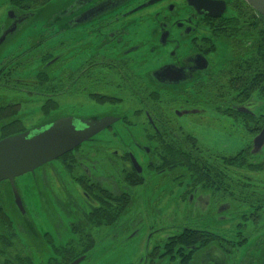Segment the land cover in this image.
Returning a JSON list of instances; mask_svg holds the SVG:
<instances>
[{
	"label": "flooded vegetation",
	"instance_id": "flooded-vegetation-1",
	"mask_svg": "<svg viewBox=\"0 0 264 264\" xmlns=\"http://www.w3.org/2000/svg\"><path fill=\"white\" fill-rule=\"evenodd\" d=\"M149 1L76 0L2 54L39 11L9 3L0 22V141L59 119L80 130L106 122L71 151L0 181V264H264L259 16L243 0L140 8ZM189 55L196 71L185 79L172 66ZM199 127L248 141L225 154L206 133L203 142L190 133ZM25 176L37 204L25 202ZM146 186L151 197L176 198L172 213L157 197L149 203L151 224L129 213ZM162 211L176 221L163 223ZM135 238L142 257L107 255ZM98 247L106 255L91 256Z\"/></svg>",
	"mask_w": 264,
	"mask_h": 264
},
{
	"label": "rangeland",
	"instance_id": "rangeland-1",
	"mask_svg": "<svg viewBox=\"0 0 264 264\" xmlns=\"http://www.w3.org/2000/svg\"><path fill=\"white\" fill-rule=\"evenodd\" d=\"M76 0H50L47 5L42 6L39 11L37 12V16L32 19V22L27 25L26 28H24L18 35L14 37V40L10 43H8L5 47L2 49V54L8 53L10 50L17 48L18 45L25 42V37L30 34V32L34 31L35 28H40L45 21H48L50 18L59 15L61 11L64 9H68V7H73L75 5ZM10 0H0V22L4 21V16L7 15L8 7H9ZM154 10H159V7H155ZM41 29V28H40ZM218 50L221 52V49L223 48V45H220L217 47ZM211 126L214 125V118L210 119ZM206 128H208L207 125H204ZM205 127H199L195 128L194 132H190L192 134H196V136L200 139L201 142H203V134L206 133L207 137V144L212 150H217L225 154H231L234 151L244 148L248 137H246L245 133L242 134V139L233 135L229 136L228 129H229V121L224 122V130L227 132H223L221 136L218 134H215L213 131V128L211 127V131L207 133L205 130ZM209 129V128H208ZM192 131V130H191ZM205 136V134H204ZM135 139L141 138L140 136L135 135ZM127 141V139H126ZM21 180H23L22 184L24 187L19 183L20 188H22L23 195L25 198V202L28 206L30 204L34 205L37 204V198L32 194V192L27 188V183L29 181L28 176L23 177ZM20 180V181H21ZM157 183V179H154L153 186ZM160 185V184H157ZM152 186V185H151ZM162 186V185H160ZM163 187V186H162ZM161 190V187L157 190ZM135 196V195H134ZM159 192L155 193L151 197V192L148 186L144 187L143 189L137 190V195L133 201L132 206L130 207L129 213L134 215V213L139 212L140 218L142 219V222L146 224L154 223V215L152 213V209L149 206V203L157 197L156 200H160L161 204L159 203V208L165 209L170 208L172 213V207L174 206L175 197L173 195H169L167 192L164 194H161L160 197ZM148 203V204H147ZM170 211L168 213H165L164 211L161 212V215L156 216L159 219H165L166 221L163 223L171 224L174 223L176 220V215L171 214ZM164 221V220H163ZM138 238H135L131 240V242L126 245L127 247H120L119 245H115V250L113 253L107 254L109 256H112L110 259L120 260L123 261V259H126V262L135 261L139 257H142L144 252V247L138 252ZM94 255H106L103 253L102 248L98 247L93 253H91V256Z\"/></svg>",
	"mask_w": 264,
	"mask_h": 264
},
{
	"label": "water",
	"instance_id": "water-1",
	"mask_svg": "<svg viewBox=\"0 0 264 264\" xmlns=\"http://www.w3.org/2000/svg\"><path fill=\"white\" fill-rule=\"evenodd\" d=\"M156 1L158 0H151L140 8L152 5ZM243 1L264 18V0ZM205 2L210 3L207 0ZM204 8L207 9L206 4ZM105 122L106 120L91 122L88 123V127L80 130L72 125L71 119H59L36 132L23 133L1 140L0 181L9 179L13 183L15 177L26 174L71 151L90 139L99 130V125ZM263 136L264 131L259 135L258 143ZM12 187L14 193L13 184ZM15 195L18 197L17 193ZM82 259L84 257L78 258L72 264H78Z\"/></svg>",
	"mask_w": 264,
	"mask_h": 264
},
{
	"label": "trees",
	"instance_id": "trees-1",
	"mask_svg": "<svg viewBox=\"0 0 264 264\" xmlns=\"http://www.w3.org/2000/svg\"><path fill=\"white\" fill-rule=\"evenodd\" d=\"M50 0H10V4L14 5V9H19L21 11H26L22 13H29V12H35L36 10H39L42 6H45L48 4ZM234 2L241 4L240 0H234ZM237 13L236 15H247L248 13L245 12V10L239 8L236 9ZM258 14V13H257ZM259 16L258 21V35H259V46H258V52L256 56L257 61V89H258V95L259 97L264 99V18L262 16ZM258 171L264 170V167L262 165H259L256 167ZM91 249V248H90ZM89 247H85L84 250H90Z\"/></svg>",
	"mask_w": 264,
	"mask_h": 264
},
{
	"label": "clouds",
	"instance_id": "clouds-1",
	"mask_svg": "<svg viewBox=\"0 0 264 264\" xmlns=\"http://www.w3.org/2000/svg\"><path fill=\"white\" fill-rule=\"evenodd\" d=\"M172 67L173 69H182L185 79L191 77L196 71L195 60L191 55L177 58Z\"/></svg>",
	"mask_w": 264,
	"mask_h": 264
}]
</instances>
